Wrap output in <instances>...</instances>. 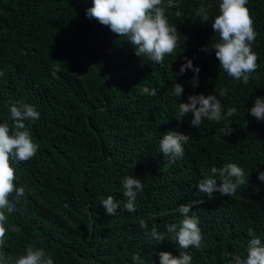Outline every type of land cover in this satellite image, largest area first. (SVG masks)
<instances>
[{
	"label": "trees",
	"instance_id": "obj_1",
	"mask_svg": "<svg viewBox=\"0 0 264 264\" xmlns=\"http://www.w3.org/2000/svg\"><path fill=\"white\" fill-rule=\"evenodd\" d=\"M220 2L174 0L169 23L178 27L179 46L157 64L89 19L92 0H0V122L14 101L40 112L26 122L37 154L26 162L10 159L14 184L25 186L27 195L8 217L0 251L15 256L28 245L42 247L55 264H133L134 253L159 264L161 251H186L193 264H229L230 254L246 257L248 229L264 241V121L248 112L264 97V0L246 5L258 33L253 51L259 65L247 85L220 69L214 49L200 50L218 40L211 23ZM201 4L211 5L207 22L195 14ZM185 57L201 69L196 88L189 83L192 69L177 76ZM174 82L184 86V102L190 94H216L224 115L231 106L237 114L218 123L204 119L198 128L190 126L192 113L178 121ZM223 89L227 95L220 97ZM170 130L190 137L182 159L159 151ZM226 162L238 163L249 183L233 196L214 192L209 199L197 182ZM127 175L143 183L135 212L124 207ZM109 195L119 203L114 216L101 204ZM190 202L203 232L199 249H179L171 233L158 242L139 226L144 219L149 230L166 231L182 219L176 209Z\"/></svg>",
	"mask_w": 264,
	"mask_h": 264
},
{
	"label": "clouds",
	"instance_id": "obj_2",
	"mask_svg": "<svg viewBox=\"0 0 264 264\" xmlns=\"http://www.w3.org/2000/svg\"><path fill=\"white\" fill-rule=\"evenodd\" d=\"M249 0H221L219 14L211 23V28L218 35V40L200 50L211 54L215 50V57L219 61L220 69L237 81L247 85L252 74L258 69V54L253 51V44L258 33L254 29V20L250 9L246 7ZM178 7L174 0H92V6L86 9V16L95 19L101 25L108 27L119 38H126L135 50L138 57L147 58L149 61L162 64L166 55H172L179 46L180 32L178 27L169 23L168 10ZM204 4L196 9V16L202 21L209 20L208 9ZM176 16L180 12L175 13ZM186 63L182 64L177 76L183 75L192 69L196 75L189 83L193 88L199 86V72L201 69L193 65L191 59L185 57ZM3 76V72H0ZM171 95L181 98L175 114L178 121L192 113L191 127H199L204 119L220 122L237 114V108L231 106L224 115L223 105L216 94L205 95L190 94L187 102L182 99L184 86L178 82L172 85ZM227 95V89L219 92V96ZM9 117L0 122V250L6 243V224L8 217L16 210V202L27 195L26 187H17L16 171L10 164V159L16 162H26L33 158L39 145L32 140L30 123L40 118L37 107L30 103L14 101L8 106ZM248 112L258 121H264V97L257 96L254 105ZM11 120V124H9ZM230 133H227L229 135ZM190 137L178 130H170L159 141V151L164 158L171 160L182 159L184 145ZM259 179L264 181V171L259 172ZM220 181L221 183H217ZM249 180L245 170L235 162H226L222 167H212L210 173H205L197 182L200 192L213 198L214 192L221 196H233L237 189ZM123 196L126 198L124 205L129 212H135V201L139 191H143L140 178L127 175L122 178ZM259 192V187L256 189ZM106 214H117L119 203L109 195L102 200ZM194 202L181 204L176 211L182 219L179 223H169L166 231H159L155 225L149 230L144 219L139 220V226L145 229V234L158 242L166 239V234L171 233L172 241L177 243L179 249L194 247L199 249L203 241V232L199 227L200 218L192 212ZM192 213V214H190ZM251 239L246 248V257L240 254H230L229 264H264V241L259 238L254 230L248 229ZM159 264H193V257L186 251H179L173 255L169 251L159 252ZM133 264H146L139 253L132 255ZM0 264H55L51 255L42 247L28 245L26 250L19 255H5L0 251ZM153 264L155 262L153 261Z\"/></svg>",
	"mask_w": 264,
	"mask_h": 264
}]
</instances>
